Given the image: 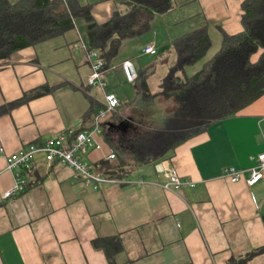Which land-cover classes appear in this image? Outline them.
Segmentation results:
<instances>
[{
	"label": "crops",
	"instance_id": "crops-1",
	"mask_svg": "<svg viewBox=\"0 0 264 264\" xmlns=\"http://www.w3.org/2000/svg\"><path fill=\"white\" fill-rule=\"evenodd\" d=\"M126 1L77 0L91 7L100 24L125 13ZM244 1L173 0L175 8L155 14L146 33L121 43L104 73L121 104L96 136L103 149L90 152L94 164L116 154L109 137L117 125L136 119L139 110L133 109L141 105L142 81L152 93L160 88L176 60L172 42L206 28L212 40L209 50L219 51L223 31L244 29ZM75 21L71 30L0 59V106L34 88L51 87L0 116V147L8 153L62 133L89 130L105 106L104 90L88 85L91 67L83 48L88 24ZM146 45H155L157 53H144ZM127 59L136 65L135 82L125 80L122 64ZM262 153L264 95L159 161L134 167L125 179L106 180L97 189L85 186L68 166L48 167L40 152L31 169L19 170L27 179L25 190L5 199L15 175L0 156V264H108L93 242L111 236L122 242L116 264H229L264 246V178L250 186L246 172L234 183L224 170L249 169ZM173 169L195 186L167 190L165 173ZM246 264H264V253Z\"/></svg>",
	"mask_w": 264,
	"mask_h": 264
},
{
	"label": "trees",
	"instance_id": "trees-1",
	"mask_svg": "<svg viewBox=\"0 0 264 264\" xmlns=\"http://www.w3.org/2000/svg\"><path fill=\"white\" fill-rule=\"evenodd\" d=\"M126 5L125 13L117 12L100 24L93 19L91 7H82L77 0H22L15 4L0 0V59L71 30L81 18L88 24L89 48L98 51L107 71L126 38L146 33L155 14L175 8L173 0H127ZM242 14L244 29L236 34L223 31L222 47L195 75L188 76L185 68L205 58L212 46L208 29H196L172 42L176 60L168 75L154 93L143 80L138 101L142 106L157 97L171 98L174 106L155 115L144 110L135 120L117 125L109 137L117 159L95 164L96 172L108 180H123L134 167L159 161L264 95V0H245ZM50 90L46 85L26 92L19 100L0 106V116ZM93 245L104 251L108 264H116L114 256L122 249L118 236L96 238ZM261 253L264 246L232 258L229 264H246Z\"/></svg>",
	"mask_w": 264,
	"mask_h": 264
},
{
	"label": "built area",
	"instance_id": "built-area-1",
	"mask_svg": "<svg viewBox=\"0 0 264 264\" xmlns=\"http://www.w3.org/2000/svg\"><path fill=\"white\" fill-rule=\"evenodd\" d=\"M84 50L87 60L90 63V73L88 85L92 88L103 89L105 92V106L99 111L92 127L89 130H82L72 134L62 133V135L51 137L40 143H32L23 146L17 152L8 153L5 148L0 147V156H4L7 162V169L15 175V182L12 187L4 194V198L22 193L27 185V179L19 173L20 169H31L34 165L35 155L42 153L48 167L54 164L65 165L71 168L75 173L81 175L82 183L85 186L100 188L106 180L102 174L96 172L95 164L89 158L90 152L94 150H102L103 144L100 143L96 136L103 133L104 124L112 117L116 108L121 102L116 92L108 89L105 79L104 65L105 61L100 57L98 51L91 50L89 45H85ZM144 53L155 55L157 48L155 45H146L143 49ZM122 71L125 75L126 82H135L139 78V74L133 60L127 59L122 64ZM110 159H116L115 153L108 155ZM250 173L247 183L250 186L257 184L264 178V153L255 157V164L249 169H239L235 166H228L224 170V176L228 180L236 183L243 180L244 174ZM167 182L165 188L167 190H179L184 186H195L192 181L184 180L176 169L166 171Z\"/></svg>",
	"mask_w": 264,
	"mask_h": 264
},
{
	"label": "rangeland",
	"instance_id": "rangeland-1",
	"mask_svg": "<svg viewBox=\"0 0 264 264\" xmlns=\"http://www.w3.org/2000/svg\"><path fill=\"white\" fill-rule=\"evenodd\" d=\"M214 47H215V45H214ZM216 51H214L213 49L209 50V52L204 56L205 57L204 62H206L207 60H210V58L212 57V55ZM204 62H196L195 65L187 66L185 72L189 76L195 75L202 68ZM145 104L140 106V108L138 106L139 109H133V111L139 110L135 114L136 116H140V114L144 110L147 113H150L151 115H155V113H157V112L162 113V112H164V111H166L168 109H171V107H173L175 103H174V101L171 98L170 99H168V98L162 99V98H158L157 97L156 99H153V100H150V101H146Z\"/></svg>",
	"mask_w": 264,
	"mask_h": 264
},
{
	"label": "water",
	"instance_id": "water-1",
	"mask_svg": "<svg viewBox=\"0 0 264 264\" xmlns=\"http://www.w3.org/2000/svg\"><path fill=\"white\" fill-rule=\"evenodd\" d=\"M123 126V125H122Z\"/></svg>",
	"mask_w": 264,
	"mask_h": 264
}]
</instances>
